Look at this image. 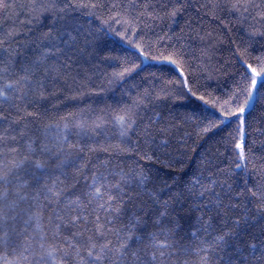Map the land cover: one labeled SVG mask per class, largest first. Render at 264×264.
Listing matches in <instances>:
<instances>
[{
    "label": "snow or ice",
    "instance_id": "1",
    "mask_svg": "<svg viewBox=\"0 0 264 264\" xmlns=\"http://www.w3.org/2000/svg\"><path fill=\"white\" fill-rule=\"evenodd\" d=\"M148 61L168 68L160 90L131 84L115 107H68ZM105 64L97 91L89 69ZM217 74L227 88L210 87ZM178 131L219 146L200 166L223 180L181 186L191 157L170 150ZM257 134L264 0H0V264H264Z\"/></svg>",
    "mask_w": 264,
    "mask_h": 264
},
{
    "label": "trees",
    "instance_id": "2",
    "mask_svg": "<svg viewBox=\"0 0 264 264\" xmlns=\"http://www.w3.org/2000/svg\"><path fill=\"white\" fill-rule=\"evenodd\" d=\"M21 19H23V17H21ZM164 30L167 31V29H164ZM173 31L179 32V27L174 25ZM155 32L159 33L160 29L156 28ZM153 38H155L154 35H153ZM21 39H23V37H21ZM167 44H168V41H163L161 47H164ZM197 46H199L198 41L193 43L194 48ZM125 47H127V46H125ZM227 54H228L227 48L225 46L217 54V57H216V60L214 63L217 65H222L224 63L225 59L227 58ZM93 63H98V61H93ZM85 67L87 68L88 65H85ZM112 67H114V65L109 66L108 64H105L100 69L95 70V72L97 74H93V71L91 69H89V75H93V87H95L97 91H99L98 86L101 85L103 80H104V76L101 73L111 72ZM142 67H143L142 71L138 70V73H134L130 78H128L127 84L117 86L114 90L109 91L108 93L102 94L100 96L85 97L84 100H82V101L75 102V103L70 102L68 104V107L69 108H72V107L83 108L86 105L90 104V105H92L93 108L99 109V108H103L105 106V103L110 104L113 107H115L116 101L118 99H121V93H122L123 88L128 87L131 84H137L140 87H149L151 85L152 87L156 88L157 90H160L161 88L164 87V84L159 77H160L161 71H164V72L168 71L167 67L161 68V66H159L157 64V62H155V61L145 62V64ZM151 72L156 73L155 78L148 76V74ZM172 75H174V73H172ZM217 75H219V79H213L212 81H210L209 82L210 87L217 88L219 85V86H222L223 88H227L229 83H230L228 75L227 74H222V75L217 74ZM143 77H147V79H142ZM129 90L131 91L130 88H129ZM134 94H135V92L133 91V95ZM122 99L125 102H127V100H128L127 95H124L122 97ZM182 105H183V102H179V101L169 103V107H170L171 111L177 117H179V114L181 112L185 111V108ZM165 115H167V112H165ZM181 137H182V133L178 131L176 133V139L172 142L171 149H170V150L179 149L180 151L187 153V155H189L191 157V159L189 161H187V167L185 168L184 172L178 174L179 178L181 180V186L184 183L188 182L189 180L195 179V178H201L203 180V183H205V184H208L210 182V179L223 180L225 178L222 175H220V173L217 172L215 168L205 170L203 167L200 166L201 155L204 154L205 152L215 153L217 148L219 147L218 145H215L213 143L212 139L206 137L205 139L199 140V141L188 140L187 144H184V143L180 142ZM254 139H256L258 141V143L255 146V150L257 152V155L259 156L261 154L259 141L261 139H264V137H260L257 134L256 136H254ZM190 148L195 149V151L194 152L189 151ZM219 150H220V152L224 151L223 148H219ZM218 160L219 161H225V157L220 156V157H218ZM129 163H130V161H129ZM153 167H154V170L159 171L160 175L165 179H168L173 175H177V173L173 169L163 168L160 165H155ZM219 167H221V168L225 167V163H220ZM198 168H199V171L203 173V177L199 176ZM210 172L215 173V175L210 176ZM216 191L219 192L220 189L216 188ZM207 198H208L207 196L204 197L205 200ZM191 215L194 218L196 213H192Z\"/></svg>",
    "mask_w": 264,
    "mask_h": 264
}]
</instances>
